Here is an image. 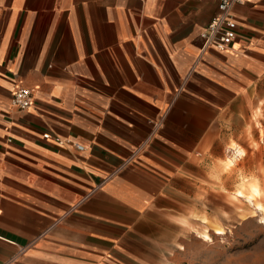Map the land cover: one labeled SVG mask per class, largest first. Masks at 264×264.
<instances>
[{
    "label": "crops",
    "instance_id": "0c3cea01",
    "mask_svg": "<svg viewBox=\"0 0 264 264\" xmlns=\"http://www.w3.org/2000/svg\"><path fill=\"white\" fill-rule=\"evenodd\" d=\"M218 2L0 0V264L190 263L192 166L264 131V0L224 51Z\"/></svg>",
    "mask_w": 264,
    "mask_h": 264
},
{
    "label": "rangeland",
    "instance_id": "374dc122",
    "mask_svg": "<svg viewBox=\"0 0 264 264\" xmlns=\"http://www.w3.org/2000/svg\"><path fill=\"white\" fill-rule=\"evenodd\" d=\"M258 135L249 131L239 139L207 145L204 161L192 166L196 182L205 189L192 185L191 197L184 200V204L191 207L185 213L192 218L189 264H264V223L253 204L245 196L236 195L239 189L249 193L244 187L256 180L261 192L257 200L264 204V145L261 141L264 131ZM232 142L246 153L227 167L224 159L232 153ZM214 182L217 186L212 184ZM215 228H222L224 233L216 234ZM174 229L176 235L183 233L180 226ZM203 231H207L212 240H203L199 234Z\"/></svg>",
    "mask_w": 264,
    "mask_h": 264
},
{
    "label": "built area",
    "instance_id": "2783aa9c",
    "mask_svg": "<svg viewBox=\"0 0 264 264\" xmlns=\"http://www.w3.org/2000/svg\"><path fill=\"white\" fill-rule=\"evenodd\" d=\"M245 0H219L217 13L209 20L200 33L203 48H214L219 51L226 50L236 37L237 23L232 15V7L236 3ZM12 103L19 109H25L33 104V96L30 88L22 85L15 87L12 95ZM44 138L53 137L58 143L63 140L50 132L43 134ZM78 148L81 145L75 144Z\"/></svg>",
    "mask_w": 264,
    "mask_h": 264
},
{
    "label": "bare ground",
    "instance_id": "6f19581e",
    "mask_svg": "<svg viewBox=\"0 0 264 264\" xmlns=\"http://www.w3.org/2000/svg\"><path fill=\"white\" fill-rule=\"evenodd\" d=\"M230 145H231L230 150L232 151V153L224 159V163L227 167L232 166L234 164V161L237 159V157H241L246 153L245 149L238 147L236 143H232ZM244 188H247L249 193H245V190L239 189L237 191V196L239 197L245 196L250 201V203L253 204L254 210L259 212L260 221H264V204L260 203L258 201L259 199L257 200L258 196L261 195L258 182L256 180H251L248 182L247 187ZM215 232L217 234H223L224 230L222 228H215ZM199 234L204 239L205 237H208V239L205 240H212L211 236L208 234L207 231L199 232Z\"/></svg>",
    "mask_w": 264,
    "mask_h": 264
},
{
    "label": "snow or ice",
    "instance_id": "6c2138e0",
    "mask_svg": "<svg viewBox=\"0 0 264 264\" xmlns=\"http://www.w3.org/2000/svg\"><path fill=\"white\" fill-rule=\"evenodd\" d=\"M261 222L264 223V221ZM179 223H184V221H179ZM205 239H208V237H205Z\"/></svg>",
    "mask_w": 264,
    "mask_h": 264
}]
</instances>
